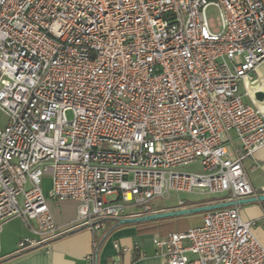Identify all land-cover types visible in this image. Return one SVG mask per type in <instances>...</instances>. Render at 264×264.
<instances>
[{
    "label": "built area",
    "instance_id": "obj_1",
    "mask_svg": "<svg viewBox=\"0 0 264 264\" xmlns=\"http://www.w3.org/2000/svg\"><path fill=\"white\" fill-rule=\"evenodd\" d=\"M263 63L264 0H0V233L20 219L22 254L172 192L257 196L244 163L264 147ZM256 225L222 208L153 244L163 264H264Z\"/></svg>",
    "mask_w": 264,
    "mask_h": 264
},
{
    "label": "crops",
    "instance_id": "obj_2",
    "mask_svg": "<svg viewBox=\"0 0 264 264\" xmlns=\"http://www.w3.org/2000/svg\"><path fill=\"white\" fill-rule=\"evenodd\" d=\"M259 83L264 82V63L255 74ZM261 93H264L261 92ZM264 104V102L262 103ZM232 142L228 145L234 150L240 147L236 135H230ZM244 169L249 177L257 196L264 195L261 191L264 187V147L256 152L253 157L245 160ZM49 187V181H46ZM224 198L213 197L210 200L185 206H178L168 209H154L158 212L177 211L199 205L214 204ZM76 205V204H75ZM240 214L245 221H256L257 225L253 232L257 239L264 246V202H255L239 206ZM52 212L55 222L58 225L73 220L76 216V206L73 216L60 218L56 215L55 207L52 205ZM20 220V219H14ZM6 223L0 233V264H163L164 261L156 255V248L153 244L154 235L166 236L160 230L143 231L136 225H123L114 229L115 222L108 223L106 230L92 234L88 230L76 231L65 235L49 246L41 249L18 254V243L21 239L32 237L31 231L20 220L23 230L16 235H10L5 231L12 221ZM96 244V245H95ZM119 245V249L115 248Z\"/></svg>",
    "mask_w": 264,
    "mask_h": 264
},
{
    "label": "rangeland",
    "instance_id": "obj_3",
    "mask_svg": "<svg viewBox=\"0 0 264 264\" xmlns=\"http://www.w3.org/2000/svg\"><path fill=\"white\" fill-rule=\"evenodd\" d=\"M208 19L215 25L216 28L219 27V13L215 8H210L208 11ZM67 117L69 120L72 119L73 115L72 112H67ZM8 117L6 113L2 110H0V128H4L7 125ZM234 135V133H232ZM229 153L231 157H234L233 151L230 146H228ZM185 173H200L202 171V168L199 164L189 166L182 169ZM116 197L115 196H109L108 200L112 201ZM213 198V196L210 195H200L197 193H176L172 192L170 196H167L163 199H158L152 203V206L154 209H168V208H175L180 205L181 201H185L186 203L196 204L203 201H207ZM55 207L56 215L60 218H68L73 216L75 211V203L71 201H66L60 203L58 207L53 205ZM52 207V205H51ZM141 207L133 208L131 207L129 210L131 213H138L140 211ZM53 213V212H52ZM204 217V213L201 214H194L189 216H183V217H174V218H168L166 219V224L163 226V230L165 232H183L190 228L193 229V227L199 226L202 224ZM5 231L9 232L10 235H16L20 231H22L24 228L20 222V220H14L11 223H9L7 226H5Z\"/></svg>",
    "mask_w": 264,
    "mask_h": 264
},
{
    "label": "water",
    "instance_id": "obj_4",
    "mask_svg": "<svg viewBox=\"0 0 264 264\" xmlns=\"http://www.w3.org/2000/svg\"><path fill=\"white\" fill-rule=\"evenodd\" d=\"M256 99L260 102H264V93H256ZM255 202H259V203L264 202V195L259 196V197H251L247 199L233 201V202L232 201L223 202V203H216V204H210V205L199 206V207L186 208V209H181L177 211L158 212V213H154V214H150L146 216H139L138 218L131 217V218L119 220L118 224L119 225H129V224L168 219V218H174V217L179 218L183 216L207 213V212L217 210V209L241 206V205H245L246 203L249 204V203H255Z\"/></svg>",
    "mask_w": 264,
    "mask_h": 264
},
{
    "label": "trees",
    "instance_id": "obj_5",
    "mask_svg": "<svg viewBox=\"0 0 264 264\" xmlns=\"http://www.w3.org/2000/svg\"><path fill=\"white\" fill-rule=\"evenodd\" d=\"M188 206L189 205H194V204H191V203H187ZM203 205H199V206H205V203H202ZM197 206V207H199ZM189 208H192V207H189ZM205 214V213H204ZM146 216V215H144ZM166 224V219H161V220H154V221H147V222H142V223H135L133 225H136L137 227H140L142 228L143 231H154V230H160L162 231L161 233L166 235L167 233H171V232H165L163 230V226ZM123 225H119L118 222H115V225H114V229L116 228H119Z\"/></svg>",
    "mask_w": 264,
    "mask_h": 264
}]
</instances>
